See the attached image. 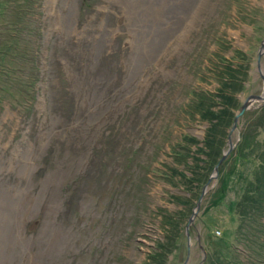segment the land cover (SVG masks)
Wrapping results in <instances>:
<instances>
[{"label":"rangeland","instance_id":"374dc122","mask_svg":"<svg viewBox=\"0 0 264 264\" xmlns=\"http://www.w3.org/2000/svg\"><path fill=\"white\" fill-rule=\"evenodd\" d=\"M26 9L21 37L37 75L30 102L0 99V264H148L167 236L162 211L181 217L166 264H183L186 222L233 122L211 162L194 97L212 94L210 109H221L214 95L227 69L234 115L264 95V0H27ZM263 103L238 118L190 225L186 264L205 262L208 240L228 250L214 231L236 232L239 201L264 164Z\"/></svg>","mask_w":264,"mask_h":264},{"label":"trees","instance_id":"16d2710c","mask_svg":"<svg viewBox=\"0 0 264 264\" xmlns=\"http://www.w3.org/2000/svg\"><path fill=\"white\" fill-rule=\"evenodd\" d=\"M26 5L27 0H21L19 6L14 8L11 6L10 0H0V32L3 33L0 36V99L8 96L14 101L20 99L21 103L30 102L28 100L33 99L35 76L37 75L36 65L32 64L29 59L30 48L27 46V41L25 42L21 37L23 28L27 26L30 19L27 16ZM16 11L18 12L14 13ZM8 15L14 16V19H7ZM23 72L25 76H22ZM228 72L229 69L224 73V76L219 77L220 86L217 94L214 95L222 101V108L217 112L210 109L212 94L196 92L194 97L195 109L209 123L202 144L203 148L208 150L205 152V157L211 162L216 161L215 159L221 153L219 148L221 138L229 127L234 115V107H236L233 95L231 92L229 94L227 90L228 83L233 81L231 79L233 75ZM13 87H15V92L10 90ZM257 111L260 112L257 116V124L262 125L264 123V103ZM189 140H193V138ZM182 162L184 166L190 167L186 159ZM179 175L183 176L184 174L179 172ZM197 176L193 174L196 179H198ZM249 184L239 201L242 205L237 208L239 222L236 232L233 230L231 233L222 234L217 238L218 242L223 243L228 250L224 253L212 250L208 245H213L214 241L207 239L208 243H205L204 247L206 260L203 264H264V164L256 169ZM162 212L161 224L165 228L167 236L154 243L152 246L154 255L153 257L149 256L148 264H166L168 254L174 252L176 248V231H178L181 217L179 212L175 214ZM169 232L172 234L169 235ZM234 235L235 239L241 242L244 248L246 247L245 250L234 246V241L231 240Z\"/></svg>","mask_w":264,"mask_h":264},{"label":"water","instance_id":"95a60500","mask_svg":"<svg viewBox=\"0 0 264 264\" xmlns=\"http://www.w3.org/2000/svg\"><path fill=\"white\" fill-rule=\"evenodd\" d=\"M261 53H264V37L263 39L261 40L260 42V48H259V51H258V58L260 57ZM261 73V77L262 79L264 80V74ZM252 101H259V102H264V95L263 94H250L248 95L245 100L243 101V103L240 105L237 113L234 115L233 117V122H232V125H231V128H230V132H229V135H228V138H227V147L224 149V151L222 152L220 158L218 159V161L216 162V164L213 166V169H212V173L211 175L208 177L207 181L204 183L202 189H201V192L198 196V199L196 201V204H195V207L192 211V214L190 215V217L188 218L187 222H186V225H185V234L187 236V257L185 258L183 264H186L187 263V260H188V252H189V245H190V240H189V228H190V225L192 224L193 220H194V217L195 215L197 214L199 208H200V202H201V199L203 197V195L205 194V192L207 191L208 189V185L211 181L212 178H216L217 174H218V167L219 165L221 164V162L225 159L226 155L229 154L231 152V150L234 148V143L233 141L231 140V133L232 131L236 128L237 126V121H238V118L242 115V113L249 109L250 108V103ZM202 252H203V256H202V260L204 259V254H205V250L203 249V247H200ZM202 262H200L201 264Z\"/></svg>","mask_w":264,"mask_h":264},{"label":"bare ground","instance_id":"6f19581e","mask_svg":"<svg viewBox=\"0 0 264 264\" xmlns=\"http://www.w3.org/2000/svg\"><path fill=\"white\" fill-rule=\"evenodd\" d=\"M167 1H169V0H167ZM126 5V4H125ZM158 8V7H157ZM159 9V8H158ZM162 9V8H161ZM262 74H264V73H262ZM216 233V232H215ZM216 234H218V233H216Z\"/></svg>","mask_w":264,"mask_h":264},{"label":"built area","instance_id":"2783aa9c","mask_svg":"<svg viewBox=\"0 0 264 264\" xmlns=\"http://www.w3.org/2000/svg\"><path fill=\"white\" fill-rule=\"evenodd\" d=\"M216 233H218V231Z\"/></svg>","mask_w":264,"mask_h":264}]
</instances>
